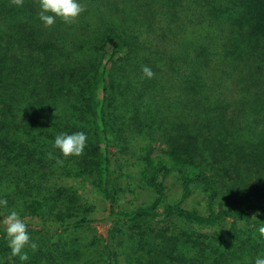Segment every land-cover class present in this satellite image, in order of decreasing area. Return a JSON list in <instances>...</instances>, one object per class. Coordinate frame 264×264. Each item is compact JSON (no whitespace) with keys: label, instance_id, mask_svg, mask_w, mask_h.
Returning <instances> with one entry per match:
<instances>
[{"label":"trees","instance_id":"obj_1","mask_svg":"<svg viewBox=\"0 0 264 264\" xmlns=\"http://www.w3.org/2000/svg\"><path fill=\"white\" fill-rule=\"evenodd\" d=\"M78 2L76 23L46 28L37 0H0V220L15 209L45 241L21 262L0 225V264L69 262V237L98 222L97 196L113 226L97 264H254L246 255L264 252V0ZM142 65L154 78L142 79ZM77 131L88 136L81 157L47 159H63L57 134ZM125 158L139 175L128 180L153 193L132 208L118 206ZM196 191L203 206L190 208Z\"/></svg>","mask_w":264,"mask_h":264},{"label":"rangeland","instance_id":"obj_2","mask_svg":"<svg viewBox=\"0 0 264 264\" xmlns=\"http://www.w3.org/2000/svg\"><path fill=\"white\" fill-rule=\"evenodd\" d=\"M120 165L122 166V169H118L117 171V187L120 192V195L118 197V199L120 200L118 206L120 208H132L141 204H145L152 200L153 193L149 188H147L141 182L135 180L134 182H130L128 180L129 178L126 177V174L132 171V174L135 177L138 176L139 178V175L136 172V161L134 159L125 158ZM137 166H139V164H137ZM166 184L168 185V196L170 201L177 200L180 196V182L177 175L172 174L167 179ZM96 204V218L98 219V222L94 224L91 230H80L78 232L79 236H77L75 240L69 237V239L67 240V242L69 243L67 251H71V258L69 262L66 261L65 255L62 253V257L58 260L59 264H97V262H99L101 249L100 239L102 237L109 236L111 230L113 229V226L112 222L106 219L108 215L109 204L99 196H97ZM186 206L190 208H201L203 206L202 195L196 191L194 195L186 202ZM29 235L31 237V241L38 244V246H42L45 244L44 239L39 234L31 232ZM255 249L256 247H253V250ZM65 252L66 250L64 251V253ZM263 253V251L261 254L252 252V255L247 254L246 256H249L252 263H254L255 259L257 257H261ZM146 254L157 256L158 254H160V252H157L156 250H149V252H147ZM237 262H240L241 264L245 263L246 257L243 260H237Z\"/></svg>","mask_w":264,"mask_h":264},{"label":"clouds","instance_id":"obj_3","mask_svg":"<svg viewBox=\"0 0 264 264\" xmlns=\"http://www.w3.org/2000/svg\"><path fill=\"white\" fill-rule=\"evenodd\" d=\"M12 5L22 7L24 0H10ZM39 5L38 19L43 23L44 27L51 28L56 19L59 18L65 24L76 23L80 15L86 10L85 7L78 2V0H37ZM142 79H152L155 73L146 65L141 66ZM55 116V112L53 113ZM88 144V136L83 131H77L72 134L59 133L55 136L52 147L58 149L62 158L54 156L52 152L47 153V159L55 160L57 166L63 167L65 160L69 157H81ZM14 186L8 191H13ZM7 199H0V206L7 207ZM22 210V209H21ZM252 218H256L253 215ZM0 225L6 233L8 240V247L11 250L13 257H19L21 262L29 259L25 250L26 247L31 248L32 251L38 249V244L31 241L28 233V224L25 219L21 218L20 212L13 209L8 215L0 220ZM259 240L258 243H264V224L258 228ZM254 264H264V258L257 257Z\"/></svg>","mask_w":264,"mask_h":264}]
</instances>
